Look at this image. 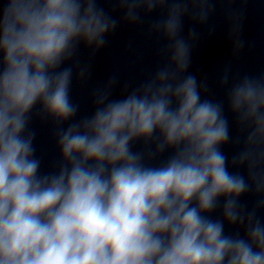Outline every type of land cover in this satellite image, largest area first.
Wrapping results in <instances>:
<instances>
[{"label": "clouds", "instance_id": "obj_1", "mask_svg": "<svg viewBox=\"0 0 264 264\" xmlns=\"http://www.w3.org/2000/svg\"><path fill=\"white\" fill-rule=\"evenodd\" d=\"M235 2L0 0V264H264V73L228 62L210 86L190 71L217 4L244 49ZM154 13L160 63L91 87L77 118L73 80L88 84L118 28ZM36 115L53 125L48 171Z\"/></svg>", "mask_w": 264, "mask_h": 264}, {"label": "water", "instance_id": "obj_2", "mask_svg": "<svg viewBox=\"0 0 264 264\" xmlns=\"http://www.w3.org/2000/svg\"><path fill=\"white\" fill-rule=\"evenodd\" d=\"M215 7L216 11L210 18L209 24L201 29V40L194 50L190 71L206 77L210 86L214 85L223 66L228 62L232 63L233 73H264V0H236L230 6L234 13L242 12L241 38L245 46L238 54L233 53L228 38L229 28L224 22L225 9L229 6L217 4ZM156 17L157 14L154 13L146 18L143 28L120 26L109 38L106 47L92 60V76L88 84L81 85L75 79L73 80L72 97L74 102L80 104V113L77 118L91 112L89 99L91 87L104 82L114 73L119 76L121 85L125 82L138 83L160 63L161 57L158 55V50L163 47V42L146 34L147 23ZM188 26L186 21L185 30ZM212 27L215 31L209 36L208 30ZM79 55L82 62L88 61L87 51L81 49ZM211 95L219 99L222 98L223 92L218 87H212ZM31 126L36 132V154L42 159V171L51 170L59 158L53 125L36 115ZM141 148L140 144L134 146V150L137 151ZM225 151L230 155L229 148H225ZM167 156L168 153H165L153 163H160ZM248 203L251 204V201Z\"/></svg>", "mask_w": 264, "mask_h": 264}]
</instances>
